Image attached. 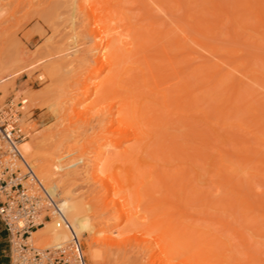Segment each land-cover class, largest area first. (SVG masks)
Returning a JSON list of instances; mask_svg holds the SVG:
<instances>
[{
    "label": "rangeland",
    "instance_id": "obj_1",
    "mask_svg": "<svg viewBox=\"0 0 264 264\" xmlns=\"http://www.w3.org/2000/svg\"><path fill=\"white\" fill-rule=\"evenodd\" d=\"M71 1L0 0V77L6 78L1 84L5 92L0 91L2 115L11 114L17 119L24 132L22 142L34 135L46 137L50 144L46 150L61 157L57 164L60 175L68 173L62 176L64 187L75 199L89 201L100 210L108 200L105 188L86 172L101 150L105 106L112 96L124 97L130 89L141 101L138 126L153 136L156 154L152 157L145 153V160L137 168L135 158L123 157L121 148L105 143L99 167L105 159H112L114 173L129 182L141 180L139 170L148 173L157 169L161 181L167 183L166 191L153 176L154 185L147 186L151 195L137 201L142 214H146L137 226L157 231L165 243L188 253L198 264H264V38L253 37V33L264 36V28L257 27L256 13L261 8L256 10V0H241L244 9L237 3L244 11L236 19L242 25L236 32L237 22L233 23L232 18L237 10L231 7L237 6V0H119L111 15L117 21L125 17L131 45L115 53L113 72L96 77L98 85L106 84L105 99L101 101L95 96L85 98L79 85L95 65L90 61L79 68L74 55L78 57L93 44L85 36L95 27V15L99 14V22L102 13L94 12L88 18L86 9L81 12ZM146 1L151 5L149 10ZM218 2L223 9L214 8ZM194 24L205 33L197 32ZM246 27L252 37L244 30ZM239 29L245 36L239 35ZM162 45L176 60L188 53L192 59L179 81L166 80L163 92L153 93V80L141 72L145 65L133 63L131 57L145 53L160 58ZM197 65H201L200 73L190 71ZM124 68L128 72L121 75ZM253 72L257 78H247ZM109 76L112 79L107 81ZM195 76L201 77L199 81ZM188 90L194 91L191 98L195 102L189 99ZM73 97H81L75 106L70 104ZM78 111L83 112L81 116ZM126 145L131 147L133 143ZM182 183L187 185L190 204L181 214L174 205L182 197ZM192 187L194 192H190ZM165 196L170 198L168 204ZM101 216L100 220L112 223L117 212L110 210ZM154 223L160 231L151 227ZM125 226L123 223L117 229ZM89 238L78 237L87 264H92L87 251ZM131 242L124 249L101 244L95 247L107 264L146 261L149 252L143 253L141 245Z\"/></svg>",
    "mask_w": 264,
    "mask_h": 264
},
{
    "label": "bare ground",
    "instance_id": "obj_2",
    "mask_svg": "<svg viewBox=\"0 0 264 264\" xmlns=\"http://www.w3.org/2000/svg\"><path fill=\"white\" fill-rule=\"evenodd\" d=\"M244 1L245 3H247V0ZM71 2L70 4L72 5L76 3L80 11L86 9L88 18H90L92 15L94 16L96 12L102 13L101 14L102 16L99 17L100 19H98L99 22H96L99 14L95 15L96 16L95 27L90 28L88 35L85 36V38L88 39L89 41L90 40L94 41L92 44L93 46L92 45L90 47L87 46L86 49H83V51L80 52L78 57L74 55L75 57L74 62H76L79 65V68L86 67L90 61L95 65L94 69L87 76L84 77L83 81L80 82L79 85L83 90V94L85 98L95 96L97 101H101L102 99H105L106 84L103 83L101 85H98L95 79L96 77L99 76V74H102L105 71H110V73L113 72L114 70L113 59L115 53L118 50L122 48H126L128 45H131L130 31L127 29V22L124 21L125 20L124 16H122L117 21L111 15L112 12H114L113 5L115 3L118 4L119 0H73ZM238 2L240 6L237 4ZM218 4L220 3L219 2L217 4L214 3V6L217 5L214 8L217 9L221 6ZM235 4L237 6L234 5L233 7H231L234 8V10H237V12L235 11L233 16L234 18L236 15V18L234 19L232 18L233 23L237 22L236 20L237 17L238 19L239 17H242V15L240 14L241 12L244 11L243 6L245 5L244 2L241 0H237ZM256 4L257 6L255 5V7L256 8L258 7V9H256L257 11L261 8L259 13L258 14L256 13V15H258V18L257 16L255 17L258 19L257 27H261L262 29L264 28V8H262L264 7L262 6L264 5V0H256ZM145 5L146 8L148 7L147 9L149 10L150 9L149 7L151 6L150 3L146 1ZM246 5L249 6L250 4H246ZM238 6L243 9H240ZM248 6L245 7V9L248 8ZM226 7L224 10V15L226 12H228L226 11L228 10L226 9ZM87 8L89 9L87 10ZM94 12L95 14H92ZM220 15L221 14H219V16ZM91 22L92 21H90V23ZM238 22L234 24L236 25L234 26L235 28L233 27L235 29V32L237 31L236 28H240L242 26V25L240 26V23ZM248 24H250V22ZM254 26H256V24ZM192 27H195L194 29H196V31L198 30L202 33H205L203 32V30L200 28L199 25L196 27V24H194V26ZM246 29L247 27L244 30ZM235 32L233 31V33ZM247 34L250 35V33L248 32ZM253 34L254 36L253 35L252 36L256 38V40L259 38H264V36L262 37L260 36L262 35L261 33L260 35L258 33L257 36L255 35V33ZM239 35H242L241 32ZM185 36L186 37L184 38L187 40V38L189 37L187 35ZM252 36L250 35V37ZM184 38L183 40L185 41ZM178 42L179 41H177V44ZM159 52L163 55L160 58L145 53L142 54L141 57L140 56L134 58L131 57V61L133 63H142L145 65V68L144 69L142 68L141 72H143L142 75L147 74L153 80L154 83L153 93L163 92V90L166 88V86H164L166 80L168 81L170 79L171 80L176 79L179 81L182 78V76L185 74V70L188 67H190L189 65L192 59L189 57L191 55L188 53L185 55L180 54L181 55L180 59L176 60L174 57H171L169 55L166 47L163 45L160 47ZM180 63H184V66L178 65ZM2 68L3 65H0V71ZM200 68L201 65L192 66L190 68V71L197 73L199 71H202V69ZM234 70L240 72L238 67H234ZM127 72L128 70L124 68L122 69L121 75L126 74ZM215 72L217 71L215 70ZM245 75L246 73H243V76ZM256 75L257 74L253 72L247 74L246 76L247 78L250 77V79H252V77L257 78ZM259 76L260 75H258V78ZM136 78L138 77L136 76ZM199 78L201 77L199 76L197 77V79L196 78L195 79L198 80ZM107 79H108L107 81H110L112 79V76L107 77ZM121 80L122 79L120 76V79L117 82V87L119 86ZM5 81L6 78L0 77V91L2 92H5V87L1 86V84H3ZM213 82L215 83V80H213ZM230 83L233 85L232 82ZM176 89L179 90V86H177ZM188 92H189L188 96L191 102L193 101L195 102L194 98H191L194 91L188 90ZM136 96L137 94H134L133 91H131L130 89L126 90V96L124 97H121L119 95L112 96L111 102L107 105V107L105 106L104 108L105 115L101 113V115L105 116V120H106L103 127L104 134L99 137V140L101 142L100 143L101 150L97 152V155L93 159V162L89 164L90 168L87 169L86 172L91 176L92 180L95 183H98L99 185L105 188V196L108 198V200L103 202L104 206L100 208V210L94 209L95 206L91 204L89 201L79 200V199L77 200L71 196L69 190H67L64 187V180L62 179V176L64 175L68 176V173L64 175H60L61 171L57 167V164L59 163L61 157H55L54 153H49L46 150L50 147V144L47 141L46 137L36 136V135L30 136V134L27 133L31 138L28 137L30 138L29 140L23 141L20 144V150L24 157L27 156L30 159L31 162L30 164L33 166L36 175L38 176L39 179H40L39 175H41L42 180L41 179L40 180L44 184V186L50 192H52V194H55L57 196L58 201L60 203V207L66 218V223L68 225L67 227L66 226L57 227V225L54 222H50V221L45 222L44 226L31 232V235L28 239L31 244L44 246V247L56 245L68 241L70 239V234L72 232L75 233L77 237L87 236V235L90 236V238L88 239V243L87 242L86 243L88 244L87 251H89V259L92 261V264H107L106 260L102 259L99 249L95 247L96 244H101L109 248L122 247V249H124V247L127 244H129L131 241L137 242L139 246L141 245L142 247L140 246V248H142V250L144 249L142 251L143 253L144 252L146 253V251L149 252V255L147 256V260L141 262L140 264H198L197 261L194 260L188 253L179 250L170 243H165L162 240V236L159 235L157 231H154L149 228H140L137 226V224L141 222V219L146 217V214H142V209L140 207V204L137 203V201L140 200V198H142L144 195H151L150 187L147 188V186L148 184L151 185V187L154 185L153 176L157 177V179L161 181V177L157 174L158 173L157 169H153L148 173L139 170L138 173L139 176H141V180L138 182L137 181L129 182L128 178L125 177V181H123L114 173L113 171L114 160L107 158L105 159L104 162L105 164L103 165V167H99L101 160L104 159L105 152L104 150H102V147L104 146L105 143L111 144L114 148H121L123 150V154H122L123 157H128L129 159L135 158L134 161L136 163L137 168L138 166L142 165L141 160H145L144 158L145 153H147L148 156L150 155L152 157H154V155L156 154L155 150L152 147L153 136L149 133L144 132L138 126L139 121L136 119L139 114L141 101L136 100ZM80 98L78 99L75 97L71 98L70 104H72L73 106L77 105L79 103ZM179 100L180 98H177V101ZM217 110H219V108H217ZM82 113H80V111L77 112L79 116H81ZM64 128L67 129L65 126ZM56 136L60 137V135H56ZM129 142L133 143L131 147H127L126 145ZM80 156L81 155H76V157H80ZM166 175L167 177H169V174L167 172ZM188 175H187V180L190 185L191 181L190 179H188ZM183 178L184 177H182V179ZM160 184L161 187L166 188V191L168 190L167 183L165 181L164 182L161 181ZM131 186H134V188L131 189ZM186 186L187 185H184V183L181 184L179 192L181 193L182 197L177 198L178 203L174 205L175 207L177 206V208L178 207L180 208L181 214L183 213V210H185L190 204L189 197L186 194L188 193L186 192L187 190ZM248 187H250V185ZM190 190H192L190 192H194L195 187L194 190L193 187ZM238 192L240 193L239 190ZM237 194L238 193L236 192V195ZM172 195L176 196L175 193H173ZM203 197L202 199L205 200ZM169 199L170 198L166 197L165 199L166 204H168V202L170 201ZM245 200H247V198ZM242 201H244V199H242ZM170 205L173 206L172 204ZM248 207L251 208V205H247V208ZM110 210L117 212L116 219L112 223H107L104 220L103 221L100 220V218H102L101 215L104 214L106 211H110ZM123 223H126L125 228L121 230L117 229ZM151 227H156L157 230L160 231V227L156 223H154ZM105 232H109V234L107 233L105 234ZM237 232L239 233V231ZM239 234L243 240L245 239L244 241L247 240L244 236V233L241 232V230ZM117 250L118 249H116V251ZM221 261H225V260L222 259Z\"/></svg>",
    "mask_w": 264,
    "mask_h": 264
},
{
    "label": "built area",
    "instance_id": "obj_3",
    "mask_svg": "<svg viewBox=\"0 0 264 264\" xmlns=\"http://www.w3.org/2000/svg\"><path fill=\"white\" fill-rule=\"evenodd\" d=\"M16 122L13 115L0 112V220L10 236V264H87L75 233L48 247L29 242L31 232L45 222L68 225L57 196L23 156L24 132Z\"/></svg>",
    "mask_w": 264,
    "mask_h": 264
},
{
    "label": "crops",
    "instance_id": "obj_4",
    "mask_svg": "<svg viewBox=\"0 0 264 264\" xmlns=\"http://www.w3.org/2000/svg\"><path fill=\"white\" fill-rule=\"evenodd\" d=\"M0 264H10V236L0 220Z\"/></svg>",
    "mask_w": 264,
    "mask_h": 264
}]
</instances>
